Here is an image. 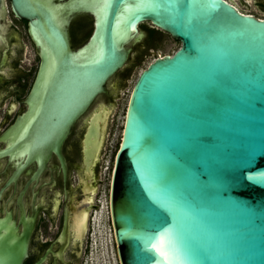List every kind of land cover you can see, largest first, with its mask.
Segmentation results:
<instances>
[{"label":"water","instance_id":"obj_1","mask_svg":"<svg viewBox=\"0 0 264 264\" xmlns=\"http://www.w3.org/2000/svg\"><path fill=\"white\" fill-rule=\"evenodd\" d=\"M136 1L124 31L151 22L181 46L141 72L128 103L109 206L120 263L264 264V19L226 0H111L99 45L76 64L55 21L38 14L37 29L56 39L35 96L36 147L54 137L61 156L76 119L124 67L116 20ZM50 109L63 112V129L48 126ZM100 121L86 137L95 165L107 145ZM14 237L11 216L0 217V264L23 263Z\"/></svg>","mask_w":264,"mask_h":264},{"label":"flooded vegetation","instance_id":"obj_2","mask_svg":"<svg viewBox=\"0 0 264 264\" xmlns=\"http://www.w3.org/2000/svg\"><path fill=\"white\" fill-rule=\"evenodd\" d=\"M226 1L241 12L237 2H252L264 12V0ZM26 4L42 12L25 11V4L19 1L0 0V217L11 216L16 247L24 241L22 264H94L91 255L104 182L101 163L95 165L86 153L88 130L103 126L100 119L108 120V143L118 101L135 72L168 52L173 55L171 50L181 43L151 22L141 23L124 44L129 51L126 64L103 84V91L76 119L61 142L60 156L54 137L48 148L36 147L42 113L36 108L35 96L41 85L43 56L52 51L56 38L52 33L45 36L34 21L38 14L54 20L68 50L79 56V64L84 63L80 54L99 45L104 15L88 0H27ZM44 113L50 128L63 129L61 110ZM108 200L110 206V197Z\"/></svg>","mask_w":264,"mask_h":264},{"label":"rangeland","instance_id":"obj_3","mask_svg":"<svg viewBox=\"0 0 264 264\" xmlns=\"http://www.w3.org/2000/svg\"><path fill=\"white\" fill-rule=\"evenodd\" d=\"M239 8L246 14H252L260 19H264V12L261 9H258L254 6L252 2L248 4L239 5L236 3ZM181 45H176L171 51L172 53L176 52ZM146 63L142 68H144ZM141 70L135 72L134 76L128 83L127 89L122 94L121 100L117 104V114L114 117V126L110 132L108 138V143L104 151L103 161L101 163V179L103 180V195L104 201L106 202L107 207L101 209L99 220L95 228V241L93 245V253L91 255V260L94 264H97V256L101 255V249L103 252V260L106 264H119V252L117 246L115 234L112 226L111 212L109 208V197L111 193V186L114 177V171L116 167V161L118 153L120 150L122 135L124 131V123L127 112L128 103L133 92L134 86L141 74ZM109 168L108 171L105 169ZM107 192V195H106ZM109 196V197H108ZM103 207V206H102ZM102 244L100 248L99 245ZM104 249V250H103ZM106 253V254H105ZM97 255V256H96ZM102 256V255H101Z\"/></svg>","mask_w":264,"mask_h":264},{"label":"bare ground","instance_id":"obj_4","mask_svg":"<svg viewBox=\"0 0 264 264\" xmlns=\"http://www.w3.org/2000/svg\"><path fill=\"white\" fill-rule=\"evenodd\" d=\"M111 0H88V3H90V5L92 6V8H95L96 12L98 14H102L106 15V11H107V6L109 5ZM141 1H136L135 3H133L132 5H128L126 6L120 13L119 18L116 20V33H117V38L122 39L123 41H125L126 37H131L134 35V31H138V26L137 24H132V26L130 27V30L128 31V33L126 31H124L125 29V24H124V20L127 17V15L130 13V11L132 10V7H140L141 6ZM126 32V33H125ZM126 42V41H125ZM106 171L109 170V168L105 169ZM102 209H105L107 207V204L104 200H102ZM100 212L97 214L96 217V226L98 223V218H99ZM95 236V235H94ZM99 247H102V244L99 245ZM104 250V249H103ZM101 255H96L97 256V264H106L103 260V252L101 249ZM106 254V253H105Z\"/></svg>","mask_w":264,"mask_h":264}]
</instances>
